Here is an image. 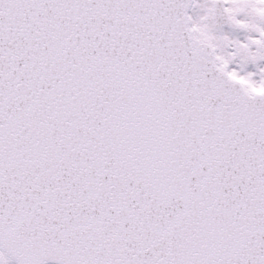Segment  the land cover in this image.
Wrapping results in <instances>:
<instances>
[{"label": "snow or ice", "instance_id": "6c2138e0", "mask_svg": "<svg viewBox=\"0 0 264 264\" xmlns=\"http://www.w3.org/2000/svg\"><path fill=\"white\" fill-rule=\"evenodd\" d=\"M0 264H264V0H0Z\"/></svg>", "mask_w": 264, "mask_h": 264}, {"label": "rangeland", "instance_id": "374dc122", "mask_svg": "<svg viewBox=\"0 0 264 264\" xmlns=\"http://www.w3.org/2000/svg\"><path fill=\"white\" fill-rule=\"evenodd\" d=\"M239 38H240V39H243V35H242V34H239Z\"/></svg>", "mask_w": 264, "mask_h": 264}]
</instances>
